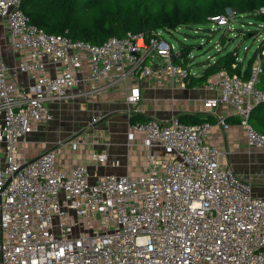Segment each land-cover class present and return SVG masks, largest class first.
<instances>
[{
	"label": "built area",
	"instance_id": "obj_1",
	"mask_svg": "<svg viewBox=\"0 0 264 264\" xmlns=\"http://www.w3.org/2000/svg\"><path fill=\"white\" fill-rule=\"evenodd\" d=\"M255 14L264 17V8ZM231 18L227 9L210 23L221 27ZM0 25L22 56L17 73L28 79L26 87L13 81L0 48V264H264V199L223 164V153L207 141L208 123H131L129 140L147 150L135 177L91 182L86 166H59L54 149L31 161L18 158L19 146L53 119L50 101L86 98L128 79L184 86L188 72L173 61L175 47L161 32L101 45L74 41L31 24L21 0H0ZM260 29L264 40V23ZM263 65L261 49L247 80L220 72L219 94L205 99L203 109H231L247 147L264 154V135L248 123L252 108L264 102ZM139 101L134 86L126 103ZM216 120L227 129L224 116ZM91 158L107 161L105 153Z\"/></svg>",
	"mask_w": 264,
	"mask_h": 264
},
{
	"label": "crops",
	"instance_id": "obj_2",
	"mask_svg": "<svg viewBox=\"0 0 264 264\" xmlns=\"http://www.w3.org/2000/svg\"><path fill=\"white\" fill-rule=\"evenodd\" d=\"M0 48L13 81L20 87L28 86L27 77L16 71L22 56L8 46L3 25H0ZM217 74L206 83L193 87L173 84L166 78L158 77L145 79L139 84L128 79L113 89L86 98L50 101L48 107L53 119L40 125L27 138V143L19 146L18 158L31 161L43 150L54 149L59 166L84 165L91 182L105 175L135 177L144 171L147 150L139 142L128 138L132 117L167 122L182 116H201L209 119L206 121L209 124L207 141L223 153V164L241 179L249 180L252 194L264 199V154L247 147L240 117L224 106L215 110L203 109L205 99L219 94V76L218 83L213 82ZM262 82L260 87H264V80ZM134 86H138L140 92V101L136 106L126 103V96ZM87 89L84 84L78 86V90ZM216 116H224L226 130L217 125ZM139 120L136 122H142ZM94 153H105L106 163L93 161L91 156ZM251 168H258L259 172L254 174Z\"/></svg>",
	"mask_w": 264,
	"mask_h": 264
},
{
	"label": "trees",
	"instance_id": "obj_3",
	"mask_svg": "<svg viewBox=\"0 0 264 264\" xmlns=\"http://www.w3.org/2000/svg\"><path fill=\"white\" fill-rule=\"evenodd\" d=\"M259 8H264V0H21V9L30 23L44 33L64 35L93 45H101L108 38H122L127 34L150 38L156 32L164 36L180 28L200 27L210 23V18L225 16L227 9L233 12L234 19L252 18L255 27L261 30L264 17L255 14ZM262 47L264 40L259 42L257 51L264 49ZM257 51L246 61H239L235 51L218 55L199 76H192L186 68L184 55L188 50L181 52L175 63L187 70L184 82L188 87L206 83L220 70L229 76L247 80ZM263 80L264 73L258 87ZM138 120L132 117L130 122ZM178 120L186 125H198L209 119L189 115L178 117ZM248 123L264 135V102L252 108Z\"/></svg>",
	"mask_w": 264,
	"mask_h": 264
},
{
	"label": "rangeland",
	"instance_id": "obj_4",
	"mask_svg": "<svg viewBox=\"0 0 264 264\" xmlns=\"http://www.w3.org/2000/svg\"><path fill=\"white\" fill-rule=\"evenodd\" d=\"M255 24L250 17L242 20L231 18L230 22L221 27L212 28V23H207L191 29L180 28L164 34V38L174 45L175 54L180 55L185 49L188 50L184 55L186 68L192 76H199L205 66L214 62L218 55L235 51L239 60L250 58L263 40L260 37L262 32ZM220 72L216 73L217 79L213 82L218 83ZM251 171L254 174L259 172L258 168H251Z\"/></svg>",
	"mask_w": 264,
	"mask_h": 264
},
{
	"label": "water",
	"instance_id": "obj_5",
	"mask_svg": "<svg viewBox=\"0 0 264 264\" xmlns=\"http://www.w3.org/2000/svg\"><path fill=\"white\" fill-rule=\"evenodd\" d=\"M177 55H178V54H175V55L173 56V61L175 60V58H176Z\"/></svg>",
	"mask_w": 264,
	"mask_h": 264
}]
</instances>
